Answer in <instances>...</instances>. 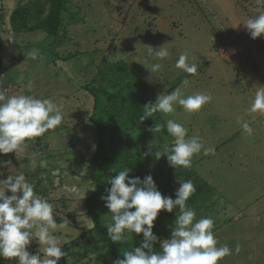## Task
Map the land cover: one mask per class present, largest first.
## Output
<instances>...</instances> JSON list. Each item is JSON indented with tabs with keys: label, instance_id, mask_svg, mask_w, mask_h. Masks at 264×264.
<instances>
[{
	"label": "rangeland",
	"instance_id": "obj_1",
	"mask_svg": "<svg viewBox=\"0 0 264 264\" xmlns=\"http://www.w3.org/2000/svg\"><path fill=\"white\" fill-rule=\"evenodd\" d=\"M19 1L0 0L4 16L0 92L6 97L23 93L50 99L62 110L63 121L27 140L23 151L0 154V179L24 173L40 188L35 193L53 204L54 217L66 222L55 233L62 242L88 231L93 223L84 201L94 186L85 174L96 140L88 124L91 97L81 86L102 60H125L160 95L177 87L185 96L211 94L212 100L197 112L189 113L178 104L174 113L159 112L165 125L173 119L188 129V137L198 135L205 147H215L214 155L201 150L192 157V169L208 182L211 196L188 207L195 210L197 220L211 217L218 246L227 244L232 249L218 264H264V114L249 111L256 91L264 87V36L252 39L243 24L264 4L258 5L257 0H68L63 13L67 33L56 45L42 31H10L9 14ZM28 2L44 14L47 6L42 0H22ZM150 47L167 48L169 56L155 58L149 54ZM34 49H39L37 59L29 57ZM184 52L190 63L197 64L196 75L175 66ZM68 54L70 58L60 59ZM155 63L161 69L154 72ZM185 78L187 86L181 82L172 88ZM244 121L254 129L251 136L241 127ZM170 138L153 142L164 151L174 142ZM166 212L161 210L154 221L162 240L170 238L175 220V216L167 220ZM36 249L42 256L43 246L37 241L27 246L30 253ZM102 254H91L77 264H113ZM0 260L16 264V258Z\"/></svg>",
	"mask_w": 264,
	"mask_h": 264
},
{
	"label": "clouds",
	"instance_id": "obj_2",
	"mask_svg": "<svg viewBox=\"0 0 264 264\" xmlns=\"http://www.w3.org/2000/svg\"><path fill=\"white\" fill-rule=\"evenodd\" d=\"M257 3L262 5L264 0H257ZM256 12V16L243 23L252 39L264 36V7H257ZM149 54L163 60L169 56V51L163 47H150ZM38 56L39 49L29 53L31 59ZM175 66L190 75L198 73L197 64L189 62L187 52L179 56ZM160 69L161 64L155 63L151 70ZM182 83L187 86L189 81L185 78ZM211 100V94L196 92L185 96L177 87L158 95L154 102L146 103L145 115L140 121L156 112L174 113L177 104L194 113ZM249 111L264 114V87L256 91ZM62 121V110L50 99L23 93L6 97L0 92V154L23 151L27 140L42 136ZM241 127L249 136L254 132L247 121L242 122ZM164 128L165 125L155 123L150 131L157 133ZM166 130L174 142L165 147L163 154L174 169L190 168L192 157L201 150L204 155L215 154L214 146L205 147L198 135L188 137V129L173 119L166 121ZM161 155L155 152L156 158ZM41 166H46V161H41ZM130 171L127 168L120 170L107 181L110 188L105 190L107 195H102L101 199L111 213L112 222L107 223L105 229L113 242L126 241L129 238L126 233H142L143 239L139 246L124 251L123 258H117L113 264H218L232 254L227 244L218 246L213 232L214 220L211 217L197 220L195 210L187 206L189 197L196 192L192 180H178L179 187L175 189L173 199L158 190L151 174L141 179L139 176L130 177ZM6 191L11 195H6ZM177 207L180 214L175 216L170 238L161 240L153 232L154 221L161 210L173 212ZM53 211V204L35 193L34 185L24 173L0 179V257L16 258V264H58L60 258L66 256L62 245L67 241L62 242L55 233L64 229L66 222L58 224ZM32 241L43 246L42 256L40 249L36 253L27 250ZM158 241L162 249L159 252L154 251ZM236 251H239L238 246Z\"/></svg>",
	"mask_w": 264,
	"mask_h": 264
},
{
	"label": "trees",
	"instance_id": "obj_3",
	"mask_svg": "<svg viewBox=\"0 0 264 264\" xmlns=\"http://www.w3.org/2000/svg\"><path fill=\"white\" fill-rule=\"evenodd\" d=\"M42 1L47 6L43 15L33 10L31 3L22 4L20 0L9 14L10 31L12 33L42 31L54 39L56 42L54 44L57 45L61 39H65L67 33L63 24V13L68 10V0ZM3 20L2 8H0V23ZM70 57L71 55L68 54L60 59ZM1 64L0 58V66ZM181 82L178 81L172 88ZM81 88L91 97L88 124L93 127L96 140L95 150L89 159L85 174L95 187L84 201L85 213L94 226L92 225L88 231H84L78 237L63 243L66 256L61 257L58 264H77L83 259H89L91 254L97 253L101 256L103 252L115 261L117 258H123L124 251L139 246L143 239L142 233H126L129 237L126 241L113 242L105 229V225L112 221L111 213L109 220L104 217L108 209L101 196L107 195L105 190L110 188L108 179L114 177L120 170L127 168L131 170L130 177L139 176L141 179L151 174L158 190L173 199L175 189L179 187L178 180H192L196 192L189 197L187 206H193L211 196L210 185L192 169V166L174 169L169 165L162 147L154 144V139L158 142H163L165 138L171 139L160 113L156 112L143 121H140V117L145 115L144 105L154 102L160 94L157 88L146 81L129 62L102 60L96 66L94 75ZM155 123L165 125V128L153 133L150 129ZM146 152L148 155H145ZM155 152L162 155L156 158ZM39 189L34 187L35 192ZM179 214L177 207L173 212H166L165 218L170 221L172 216ZM54 218L57 223H61L58 217ZM153 232L161 238L155 222ZM154 251H162L159 241L154 245ZM35 252L38 250L36 249ZM0 261L1 264H5L4 260Z\"/></svg>",
	"mask_w": 264,
	"mask_h": 264
}]
</instances>
